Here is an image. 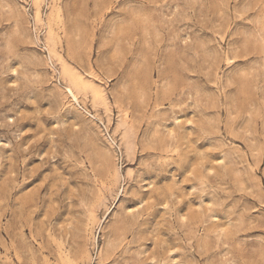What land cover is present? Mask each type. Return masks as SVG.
I'll return each mask as SVG.
<instances>
[{"label":"rangeland","instance_id":"obj_1","mask_svg":"<svg viewBox=\"0 0 264 264\" xmlns=\"http://www.w3.org/2000/svg\"><path fill=\"white\" fill-rule=\"evenodd\" d=\"M0 264H264V0H0Z\"/></svg>","mask_w":264,"mask_h":264},{"label":"bare ground","instance_id":"obj_2","mask_svg":"<svg viewBox=\"0 0 264 264\" xmlns=\"http://www.w3.org/2000/svg\"><path fill=\"white\" fill-rule=\"evenodd\" d=\"M38 13V12H37ZM37 16H36V21H39L40 20V18L38 17V15L39 14H36ZM49 33V32H48ZM48 50V53H49V55H51V53H52V49H50V48H47ZM67 90H68V92L71 94V96H72V98L73 99H75V100H77V97H76V95H75V93L73 92V90L71 89V88H67ZM74 101V100H73ZM76 102V101H75Z\"/></svg>","mask_w":264,"mask_h":264}]
</instances>
